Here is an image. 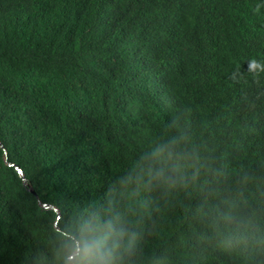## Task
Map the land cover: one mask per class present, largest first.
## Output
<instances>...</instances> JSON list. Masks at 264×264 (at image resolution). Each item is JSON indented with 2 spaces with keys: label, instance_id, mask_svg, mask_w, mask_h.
<instances>
[{
  "label": "trees",
  "instance_id": "1",
  "mask_svg": "<svg viewBox=\"0 0 264 264\" xmlns=\"http://www.w3.org/2000/svg\"><path fill=\"white\" fill-rule=\"evenodd\" d=\"M261 46L264 0H0V264H66L97 215L123 264H264V144L216 113L254 76L259 112Z\"/></svg>",
  "mask_w": 264,
  "mask_h": 264
},
{
  "label": "clouds",
  "instance_id": "2",
  "mask_svg": "<svg viewBox=\"0 0 264 264\" xmlns=\"http://www.w3.org/2000/svg\"><path fill=\"white\" fill-rule=\"evenodd\" d=\"M235 1V0H230ZM260 40V33L254 39V46ZM211 53L216 49L209 48ZM256 57L264 63V47H258L254 51ZM186 57V50L175 43V35L167 40L165 56L166 59H172L175 66L183 63ZM147 66L151 65V58L144 62ZM261 70V66L258 65ZM249 71L256 73V63H249ZM197 78L203 83L209 85V81L197 74ZM162 76V80H164ZM139 83L144 87L143 82ZM225 94L220 93L219 99L225 97L226 104L217 108V127L224 132H232L238 127H242L249 135L258 139L259 144L241 158L251 155L258 147L264 144V104L260 107L259 112L247 114L245 108L249 105L259 104L262 99L261 83L256 77L246 78L243 82V94L233 86L219 87ZM207 97H190L188 100L200 102ZM165 117H170V111L165 108ZM3 145V144H2ZM15 168L21 169L17 166ZM22 170V169H21ZM18 172L22 174L19 170ZM157 175L163 180H169L164 169L159 170ZM43 206L50 208L51 205ZM53 207V206H51ZM57 210L55 207H53ZM78 231L80 240L73 242L69 248V259L66 264H123V256L130 251L131 242L134 234L129 233L123 222L117 217H105L97 215L91 220L84 221L80 224Z\"/></svg>",
  "mask_w": 264,
  "mask_h": 264
},
{
  "label": "water",
  "instance_id": "3",
  "mask_svg": "<svg viewBox=\"0 0 264 264\" xmlns=\"http://www.w3.org/2000/svg\"><path fill=\"white\" fill-rule=\"evenodd\" d=\"M1 146L3 147V145H2V144H1ZM18 170H19V171L22 173V170H21V169H18ZM23 181H24V182H26V179H25V177H23ZM30 191H31L32 193H35V191L33 190V188H32V187L30 188ZM41 205H42V206H46V205H45V204H43V203H42ZM46 207H47V206H46ZM50 208H53V207H51V206H50Z\"/></svg>",
  "mask_w": 264,
  "mask_h": 264
},
{
  "label": "rangeland",
  "instance_id": "4",
  "mask_svg": "<svg viewBox=\"0 0 264 264\" xmlns=\"http://www.w3.org/2000/svg\"><path fill=\"white\" fill-rule=\"evenodd\" d=\"M47 207H49V206H47Z\"/></svg>",
  "mask_w": 264,
  "mask_h": 264
}]
</instances>
